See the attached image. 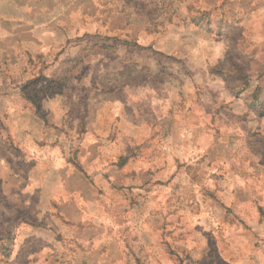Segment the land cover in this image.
Here are the masks:
<instances>
[{
    "label": "rangeland",
    "instance_id": "1",
    "mask_svg": "<svg viewBox=\"0 0 264 264\" xmlns=\"http://www.w3.org/2000/svg\"><path fill=\"white\" fill-rule=\"evenodd\" d=\"M263 118L264 0H0V264H264Z\"/></svg>",
    "mask_w": 264,
    "mask_h": 264
},
{
    "label": "crops",
    "instance_id": "2",
    "mask_svg": "<svg viewBox=\"0 0 264 264\" xmlns=\"http://www.w3.org/2000/svg\"><path fill=\"white\" fill-rule=\"evenodd\" d=\"M242 101L244 102L242 111L235 110L234 113H236V114H238L240 116H243L245 118H247V117L249 118L250 117L249 113H250V111L252 109L249 108V107H246V103H248V99L243 98ZM234 126H236V124ZM255 160L256 159H254L253 161L249 160L248 161L249 165L264 166V161L263 160H260V159H258L257 161H255ZM260 183H261V180H260ZM58 185H61V184H58ZM259 188L263 189V186L260 185ZM55 197H56V200L58 201L59 207L61 209H70V207L74 208V209H78L79 208V205H78V203L75 200H70V190H65L64 191L63 189H61V187H59L58 193L56 194Z\"/></svg>",
    "mask_w": 264,
    "mask_h": 264
}]
</instances>
